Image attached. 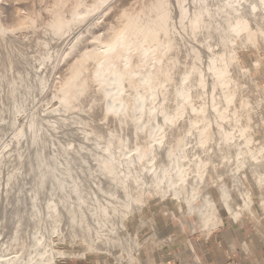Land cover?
<instances>
[{
	"label": "bare ground",
	"instance_id": "obj_1",
	"mask_svg": "<svg viewBox=\"0 0 264 264\" xmlns=\"http://www.w3.org/2000/svg\"><path fill=\"white\" fill-rule=\"evenodd\" d=\"M167 2V12L164 1L154 2V19L142 13L135 22L140 31L161 17L173 30L171 48L178 55L172 82L144 95L126 91L123 82L132 81L130 73L99 64L92 72V95L75 106L65 95L76 79L58 92L56 86L46 89L62 41L72 36L91 6H78L62 30L53 28V40L36 44L7 35L5 47L0 38V264H49L85 251L139 264V246L158 232L151 214L132 221L145 200L161 202L166 220L178 215L190 232L212 225L216 215L231 220L241 208L253 213V196L264 212V85L249 84L234 100L237 110L231 107L227 114L224 109L231 104L223 89L209 92L213 72L224 69L213 68L220 54L231 55L235 67L243 49L254 48L264 59V0ZM120 39L98 47L105 53ZM138 49L142 58L151 57L145 46ZM260 70L264 77V63ZM152 72L141 68L137 81L144 82ZM199 78L209 92L200 104L205 108L200 126L192 123L190 113L170 122L171 110L186 94L195 99L203 91L195 82ZM241 97L248 104H241ZM95 99L100 102L97 114L88 112ZM161 129L165 133L158 137ZM144 223L152 230L141 236L136 227ZM54 236L71 244L81 239L86 247L82 252L55 248ZM182 247L191 248L189 240ZM164 261L150 254L143 264Z\"/></svg>",
	"mask_w": 264,
	"mask_h": 264
},
{
	"label": "rangeland",
	"instance_id": "obj_2",
	"mask_svg": "<svg viewBox=\"0 0 264 264\" xmlns=\"http://www.w3.org/2000/svg\"><path fill=\"white\" fill-rule=\"evenodd\" d=\"M163 1V4H165L164 9L167 12L168 0H159V3H157L156 0H0V38L5 47L8 45V42L4 40L7 35H13L23 39L25 42L36 44L43 39L53 40L52 33L55 32V28L56 30H62L63 25L71 22L70 20L73 19L72 16L79 8L81 10L87 6H91L90 13L85 16L83 19L84 21L82 20L83 22L73 31L74 35L72 34L68 40L64 39L62 41L64 45L61 43L60 48L63 47L62 49L59 48L58 54L54 59L53 70L46 89L56 86L55 91H59L61 86L70 82L69 79H76L75 81L72 80L75 90L71 88L69 89L70 92H67L65 95L66 101H69V104L75 106L79 101L85 100L92 95L95 86L93 70L99 64L107 68H117L122 74L125 72L130 73L132 81L124 80L123 82L127 89L126 91L144 95L153 89H164L167 87L172 82L171 76L176 69V66L173 64V58L175 56L178 57V55L173 51V48H171V32L173 33V30L171 29L170 31L166 28L161 17L158 18L157 23L152 21L150 24H146L145 28H142V30L139 31V29H137L135 31L137 25H135V22L137 23L136 20L139 18V15L146 13L149 19H154V5L152 6V4L155 2V5H159ZM84 4L87 5L84 6ZM78 6L79 8H77ZM73 11L74 13H71ZM97 13L98 15H95ZM131 16L135 21L130 18ZM68 18L70 19L68 20ZM192 27L195 29L196 25L194 24ZM242 27H246V23L242 24ZM78 31L82 32L79 33ZM76 33H78V36ZM48 35L51 37H48ZM119 35L121 36L120 42H116L118 45L115 43L113 45L115 47L111 48L112 50L110 49V51L104 53V51L98 47L99 44H107L112 42V40L114 41ZM74 36H77V38ZM139 45H143L150 50L151 57L149 56L148 60L139 55ZM126 49L128 50L127 52ZM238 54L240 61L237 62L239 64L236 67L234 65V58L225 53L220 54L215 59V64L213 65V68H215L216 65H223L224 69L221 71L217 68L216 71L213 72L215 79L210 85L211 88L209 92L212 90L214 91L217 87L223 89L221 94L225 96L224 99L228 101V104H231L228 106L229 108L227 107V109H224L226 114L237 110L236 107L238 105L234 100L240 97L242 92H246L249 84L258 87L264 85V77H261L262 71L260 70L261 65L264 63V59L260 57L262 55L254 48H251L249 51L244 49L240 50ZM184 59L188 60V56H185ZM143 67L153 72L144 82H139L137 81V75L139 70ZM229 67L232 69H228ZM55 68L56 70H54ZM57 70H61V73L58 78L59 80L57 79L56 81ZM76 74L79 75L76 77ZM67 75H70V77ZM195 82L199 87L201 86L200 89L203 91L197 94L195 99L194 94H186L184 101L187 104L184 103V101L179 102V105L177 104V106L171 110L172 118L170 117V122L173 120V122H176L179 117L181 118L187 113H190L191 121H193L192 123H196L197 126H200V114L205 110L200 104H204L202 103L203 96L207 95L209 92H207V83L205 80L203 81L199 78ZM56 83H59L58 86ZM76 84H78V87ZM78 91L79 93L81 92V95ZM71 98H73V100ZM74 98L76 99L74 100ZM127 100L131 101V98L128 97ZM209 101L212 102V99ZM94 102V108H89L88 112L91 113L94 111L97 114L100 111V102L97 99H95ZM240 102L246 105L248 104V98L245 99L241 97ZM233 103H235V105ZM195 104L199 106H194ZM231 107L233 110L231 109L230 111ZM189 110L193 112L191 111V113ZM163 131L165 133V129H161L157 136L162 137L164 135ZM205 132L203 136L208 134V130ZM144 203L141 210L134 213L132 221L139 220L140 218L143 219L146 215L151 214L158 227V232L156 237L146 242V245L139 246L137 252V257L139 256L138 258L140 260L139 264H143L150 254L165 259L162 264H202L201 262H203V260H201L200 257H202L204 253L206 255V251L202 253L201 249L206 247L208 243L214 242L216 238H218L217 235L222 233L223 230L225 231V229L232 227L241 231H238L237 235L235 234L236 236H233V239L240 240L243 246V237L246 239L247 244H245L244 247L250 245L251 248L257 251L264 246V212L262 205L255 196H253V203L251 206L253 213H249L247 209L241 208L239 209V215L231 220H229L227 215H216L213 221L214 224L212 223V225H206L205 227H196L192 232L189 231L187 225L181 222L178 215L172 218V220H166L165 207L161 202H149L145 200ZM173 204L177 211V203L174 199ZM136 230L141 236H146L151 233L152 228L148 223H144L136 227ZM164 236L166 238L167 236L169 237L166 239ZM59 239L60 238H57V236H54L52 239L54 247L58 249L62 248L74 252H82L86 247L81 239L72 244L69 240L63 239V241H60ZM185 240H189L191 248L182 251V244H184ZM162 242L164 244H162ZM231 245H234L233 242H231ZM204 250L206 249L204 248ZM111 255L112 254L105 252L96 253L94 251H85L84 255L79 257L69 255L60 256L49 264H127L126 262H119ZM258 258V256H256L255 259L251 258L249 263H253L254 260V262H256ZM60 261H63V263H60Z\"/></svg>",
	"mask_w": 264,
	"mask_h": 264
},
{
	"label": "crops",
	"instance_id": "obj_3",
	"mask_svg": "<svg viewBox=\"0 0 264 264\" xmlns=\"http://www.w3.org/2000/svg\"><path fill=\"white\" fill-rule=\"evenodd\" d=\"M240 230L237 228H227L220 233L218 238L212 243H208L206 250L201 249L202 253L206 251V255L200 257L203 262L202 264H250L249 260L258 256L256 262L253 261L251 264H264V246L255 251L253 248L247 244L246 239L243 237V243L240 240L233 239V236ZM241 232V231H240ZM233 233V234H232ZM235 235V236H236ZM232 237V238H231ZM233 242L234 245H231ZM76 264V263H74ZM81 264V263H77ZM84 264V263H82Z\"/></svg>",
	"mask_w": 264,
	"mask_h": 264
},
{
	"label": "built area",
	"instance_id": "obj_4",
	"mask_svg": "<svg viewBox=\"0 0 264 264\" xmlns=\"http://www.w3.org/2000/svg\"><path fill=\"white\" fill-rule=\"evenodd\" d=\"M60 263H63V261H60ZM55 264H57V263H55Z\"/></svg>",
	"mask_w": 264,
	"mask_h": 264
}]
</instances>
